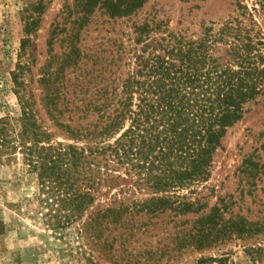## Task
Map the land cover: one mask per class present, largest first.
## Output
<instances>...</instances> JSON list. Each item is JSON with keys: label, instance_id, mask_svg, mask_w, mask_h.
Segmentation results:
<instances>
[{"label": "trees", "instance_id": "1", "mask_svg": "<svg viewBox=\"0 0 264 264\" xmlns=\"http://www.w3.org/2000/svg\"><path fill=\"white\" fill-rule=\"evenodd\" d=\"M98 3L111 17L127 16L122 0L78 2L61 62L72 59L73 74L82 58L75 25ZM154 28L137 27L131 48L100 47L74 81L44 79L46 117L28 96L30 64L20 62L13 82L22 115L18 124L0 117V150L19 151L38 174L46 221L56 232L76 225L89 264L178 263L257 225L209 206L196 187L211 175L228 129L264 93L261 34L237 18L201 35Z\"/></svg>", "mask_w": 264, "mask_h": 264}, {"label": "rangeland", "instance_id": "2", "mask_svg": "<svg viewBox=\"0 0 264 264\" xmlns=\"http://www.w3.org/2000/svg\"><path fill=\"white\" fill-rule=\"evenodd\" d=\"M79 1L0 0V117L8 114L18 124L22 115L13 82L20 62L27 60L30 64L28 96L34 95L37 108L46 117L43 98L48 86L44 79L53 81L56 75H66L74 81L76 74L91 70L92 54L100 47L109 53L120 43L131 48L136 28L145 24L167 32L201 35L209 28L217 32L224 22L237 18L253 25L264 42V0H240L249 8L245 18L240 15L237 0H144L139 7L131 5L134 0H122L127 16L118 18L111 17L108 7L98 3L83 22L75 25L80 31L77 40L82 58L73 74L76 66H69L72 59L61 62L69 51L68 30L77 17L70 13L79 9ZM87 1L95 4L97 0ZM24 39L27 54L22 51ZM225 48L222 45L221 52ZM55 140L63 138L56 135ZM2 150L0 264H89L77 226L56 232L46 221L48 209L42 204L38 174L24 164L19 151ZM210 170L208 179L196 187L207 197L204 202L225 205L229 217L257 225L248 224L250 230L230 234L222 245L193 251L172 264H197L201 258L205 264H220L214 260L222 257L227 259L226 264H264V93L249 102L244 118L228 129L223 149L216 151Z\"/></svg>", "mask_w": 264, "mask_h": 264}]
</instances>
